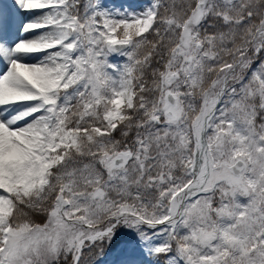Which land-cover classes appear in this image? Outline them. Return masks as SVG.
Returning <instances> with one entry per match:
<instances>
[{"label": "snow or ice", "instance_id": "1", "mask_svg": "<svg viewBox=\"0 0 264 264\" xmlns=\"http://www.w3.org/2000/svg\"><path fill=\"white\" fill-rule=\"evenodd\" d=\"M13 6L45 31L0 3V264H264V0Z\"/></svg>", "mask_w": 264, "mask_h": 264}, {"label": "rangeland", "instance_id": "2", "mask_svg": "<svg viewBox=\"0 0 264 264\" xmlns=\"http://www.w3.org/2000/svg\"><path fill=\"white\" fill-rule=\"evenodd\" d=\"M109 5L112 6H120L123 5L127 7L128 5H143L146 3V0H106ZM5 7H12V16H11V31H10V38L12 39H32L41 35L45 29H37L35 31L24 33L19 29L23 26L24 23H27L31 20H36L42 15V12L37 10L35 13L23 12L18 7L13 6V0H0ZM14 19L17 21V24L12 26ZM118 62L123 63V58H117ZM0 68H3V65L0 64ZM115 137L120 139L119 132L115 133ZM123 235V233H121ZM118 243V241H117ZM113 249H109L107 245L103 246V253L100 251V247L95 248H85L87 250V254L90 256L83 264H96L97 261L100 264H114L115 261L121 259L119 257L118 252L119 249L116 248L114 244Z\"/></svg>", "mask_w": 264, "mask_h": 264}, {"label": "trees", "instance_id": "3", "mask_svg": "<svg viewBox=\"0 0 264 264\" xmlns=\"http://www.w3.org/2000/svg\"><path fill=\"white\" fill-rule=\"evenodd\" d=\"M33 219L36 220V222H43V216L37 214L35 216H33Z\"/></svg>", "mask_w": 264, "mask_h": 264}, {"label": "bare ground", "instance_id": "4", "mask_svg": "<svg viewBox=\"0 0 264 264\" xmlns=\"http://www.w3.org/2000/svg\"><path fill=\"white\" fill-rule=\"evenodd\" d=\"M16 24H17V21L14 19L12 26L15 27Z\"/></svg>", "mask_w": 264, "mask_h": 264}]
</instances>
